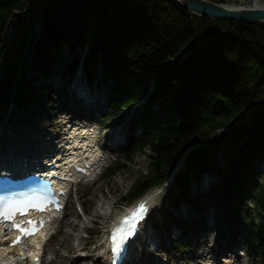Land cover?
Returning a JSON list of instances; mask_svg holds the SVG:
<instances>
[{
  "label": "trees",
  "instance_id": "1",
  "mask_svg": "<svg viewBox=\"0 0 264 264\" xmlns=\"http://www.w3.org/2000/svg\"><path fill=\"white\" fill-rule=\"evenodd\" d=\"M75 75L103 91L102 122L144 101L126 123L124 159L149 151L133 199L172 175L154 227L204 231L210 198L228 241L241 221L250 264H264V30L191 15L173 0H0V109L50 106ZM215 165L220 182L201 194ZM184 206L198 221L173 214Z\"/></svg>",
  "mask_w": 264,
  "mask_h": 264
},
{
  "label": "rangeland",
  "instance_id": "2",
  "mask_svg": "<svg viewBox=\"0 0 264 264\" xmlns=\"http://www.w3.org/2000/svg\"><path fill=\"white\" fill-rule=\"evenodd\" d=\"M249 1L227 0L225 4L245 6L249 4ZM97 17L98 13L94 15V20ZM80 77L81 79H79ZM55 83L60 86L62 82L55 80ZM54 84L50 85L51 90L58 89V86L56 84L54 86ZM96 92L95 84L90 89L83 82L81 75H75L72 82L66 85L65 99L63 96L52 91V95L50 96L52 105L50 106L45 105L39 107L35 103L34 106H28L22 110H16L14 108L0 109V134L4 129L9 131L14 129L17 134L24 131L30 135L35 130L40 132L42 128H47V131L54 134L57 128H49L48 126L57 125L61 121L66 122L67 118L76 119L79 116L77 114L66 115L65 106L75 108V102L78 103L86 113L90 112L92 114V121L88 123L96 131L97 144L99 145L101 156L104 158L102 164L107 165L102 174L93 178L92 181L81 182L71 187L62 218L51 226L50 232L53 234L44 245V251L41 257L42 264H45L49 260H51L49 264H104L103 239L109 225L120 211L132 207L137 200L154 195L156 198V207L153 213L159 212V215L155 214L153 218L156 217V221H158L159 217L162 216L160 212L162 213V210L167 206L166 193L170 187L166 182L162 186L152 187L144 192L143 195L141 194L134 199L131 197L135 191L133 187L134 181L140 173L147 172V154H149V151L146 150L145 154L136 153L130 162L124 159L125 154L131 148L130 142L128 143L126 140L129 134L126 123L132 115L138 112L137 109L143 108L144 101H139L132 110L126 111L121 119L102 122L103 118L101 113L105 109L103 91L101 90V94L99 93L98 95V108L92 107L83 101L87 96L90 98L89 94H97ZM38 118L40 120L36 121ZM32 122L39 126L33 130L30 129L28 125L32 124ZM8 138L9 136L5 137L4 142ZM113 143L117 145L113 146ZM3 146L6 148L12 147L10 150L14 149V145H9V143L0 144V147ZM115 166H118L119 170L110 177L109 172ZM219 182L220 172L215 165L212 168L211 174L202 176V182L198 185V192L206 194L208 193V187ZM194 188V185H192L190 190L192 195L196 192ZM202 202L205 208L203 214L205 225H202L205 231L203 233L209 231L217 240V243L222 245L223 248L230 245L233 247L240 243L250 253L244 240V233L241 230L243 227L241 221H238L236 225L237 231L233 236L234 242L231 244L227 239L229 233L225 231L226 228L220 229L217 225V214L220 212V207H218L216 213V207L213 206L210 198L204 197ZM95 210H97L98 215H94L93 212ZM187 211L188 214H186ZM172 212L176 217L198 219L195 211L185 206L180 207L178 211ZM69 221H71L70 226L67 225ZM185 229V234H181L179 228L171 227V234L168 235L161 229L160 225L155 227L151 232L148 226H146L145 231L148 232L147 234H153L154 240L150 244L147 238L140 239L135 245V250L132 254L133 259L130 264H156L157 257L162 263H164V260L168 261L171 259L173 260V264L195 261V254L199 248H197V242L194 243L193 241L197 240L199 242L201 238L196 234L198 230H188L190 227H185ZM255 262L261 263L258 259Z\"/></svg>",
  "mask_w": 264,
  "mask_h": 264
},
{
  "label": "bare ground",
  "instance_id": "3",
  "mask_svg": "<svg viewBox=\"0 0 264 264\" xmlns=\"http://www.w3.org/2000/svg\"><path fill=\"white\" fill-rule=\"evenodd\" d=\"M212 2L218 3V4H225L227 2V0H210ZM228 6H234V5H230L228 4ZM235 7H249V8H264V0H250L248 5L242 6V5H238ZM54 84V83H52ZM57 85V83H55ZM54 84V86H56ZM97 94H89L90 98L87 96L86 99H83V101L87 104H90L92 107L98 108L99 107V99H98V95L99 93L96 92ZM72 94H74V92H72ZM40 119L38 118L36 121H39ZM35 121V122H36ZM70 123V122H69ZM67 125H71L68 124V122H63L61 121L59 124L57 125H49L48 127H56L55 131L56 133L51 134V132L47 131V128H42V130L39 131H34L32 132L30 135L29 133L26 134V132H21L20 134H17L16 131L14 129L12 130H7L4 129V131L0 134V144H6L9 143V145H14V149H12V152L10 151V149L12 148H6L5 146L0 147V157L4 156L5 159H10L9 162L14 163L16 161H18L19 158H21L22 155H25V157H30L33 153H35L38 150L39 147V152L41 153L45 148V146H48V151L50 150H54L55 153H57L58 156L63 155L65 152H67L66 150L68 149V147H70V142H65L62 143L63 139L65 138H61V133L70 131V129H68V127L66 128ZM30 127V129H34L35 127H38L39 125L34 124V122H32V124L28 125ZM61 135V136H60ZM9 136V138L4 142V138ZM60 136V137H59ZM59 137V141L57 142V144H55L53 141L56 140ZM66 137V136H64ZM20 140V141H19ZM42 142V144L40 142ZM117 145L116 143H113V146ZM59 147V149H58ZM100 149V148H99ZM45 152V151H44ZM43 152V153H44ZM70 154H74V152L72 151ZM99 153H97L95 156L96 158H99V162H101V158L99 157ZM70 156L66 157V160L69 159ZM76 159H74V162H77L78 160H80L82 157H75ZM5 159H2L0 161H7ZM35 162H37V158L35 159ZM99 162L96 163V165L94 166V169L96 170L99 167ZM66 164V163H65ZM264 170V166L261 167V172ZM7 174H4V176H6ZM77 175H74L73 178H76ZM148 201H153V198L150 196H147L146 198ZM154 203V202H153ZM94 215H98L97 210H95ZM54 222L50 223L49 225V231H51V226L53 225ZM71 221H69L67 223L68 226H70ZM1 233V230H0ZM42 244V241L40 239H36L34 240V244L33 246L28 245V248L32 249V252L30 254H22L19 250H16L13 252V254L9 253V250L11 249H7V247H3L2 244L0 243V264H14V262L20 258H25L26 261L30 262L31 257L34 256H38L39 255V251L37 250L40 245ZM230 261H225V264H229ZM258 264H262V263H258Z\"/></svg>",
  "mask_w": 264,
  "mask_h": 264
},
{
  "label": "water",
  "instance_id": "4",
  "mask_svg": "<svg viewBox=\"0 0 264 264\" xmlns=\"http://www.w3.org/2000/svg\"><path fill=\"white\" fill-rule=\"evenodd\" d=\"M191 15L214 20H234L254 25L264 30V8L235 7L210 0H173ZM19 16V14H15Z\"/></svg>",
  "mask_w": 264,
  "mask_h": 264
},
{
  "label": "snow or ice",
  "instance_id": "5",
  "mask_svg": "<svg viewBox=\"0 0 264 264\" xmlns=\"http://www.w3.org/2000/svg\"><path fill=\"white\" fill-rule=\"evenodd\" d=\"M147 210L148 209H147V206L145 204H140V205L137 206V209L134 210V212H133L132 215H133L134 218L135 217H141L143 214H145L147 212ZM0 214H2L5 219H9L10 218V214H9L7 208H5L3 210V212H0ZM28 223H29L30 227L27 228V229L22 228L20 225H13V227L15 229L19 230L22 235H24V236H31V235H33L35 233L36 229H35V227L32 226V225H34V222L33 221H29ZM122 230L123 229H118V231H122ZM127 235L128 236H131L132 233L129 232ZM19 240H20V237L18 236L13 243H19ZM113 240L114 241L116 240V237L115 236L113 237ZM121 249H122V244L117 241L115 243V246L113 247V252L114 253H118Z\"/></svg>",
  "mask_w": 264,
  "mask_h": 264
}]
</instances>
